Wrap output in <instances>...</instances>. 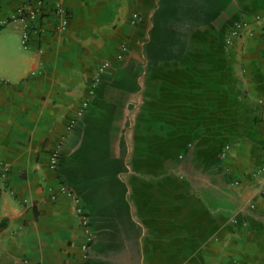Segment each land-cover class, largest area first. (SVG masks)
<instances>
[{"label":"crops","instance_id":"obj_1","mask_svg":"<svg viewBox=\"0 0 264 264\" xmlns=\"http://www.w3.org/2000/svg\"><path fill=\"white\" fill-rule=\"evenodd\" d=\"M58 2L0 0V264H82L87 232L88 264H264V0H61L64 29ZM20 8L41 10L27 49ZM137 117L158 131L125 134ZM100 142L130 215L99 210Z\"/></svg>","mask_w":264,"mask_h":264},{"label":"rangeland","instance_id":"obj_2","mask_svg":"<svg viewBox=\"0 0 264 264\" xmlns=\"http://www.w3.org/2000/svg\"><path fill=\"white\" fill-rule=\"evenodd\" d=\"M128 113L130 116V111ZM157 131L158 126L156 124L152 123L150 125H142L141 120L138 117L134 118L133 123L129 121V123L126 122L124 125L125 134L132 133L134 138H137L141 132L151 134L152 132ZM138 159H140V157L137 158V160ZM177 159L181 160V172H177V176L183 180L187 175L184 173V169L187 165H189V156L186 152L182 151L181 155L178 156ZM91 160L93 161L94 166L93 168L90 167L85 175L86 177H93L97 174L100 178L99 182L96 184V189L94 188L99 210L106 211L107 213L110 212L115 215H130L135 212V207L137 206H134L132 202L134 195L128 185L130 184V181H127L128 176L126 177V174L118 173L116 164L117 158L112 154L110 148L105 147L104 144L102 145L100 142L97 152L92 156ZM114 167H116V172ZM148 181H152V178H148ZM137 212H140V208Z\"/></svg>","mask_w":264,"mask_h":264},{"label":"built area","instance_id":"obj_3","mask_svg":"<svg viewBox=\"0 0 264 264\" xmlns=\"http://www.w3.org/2000/svg\"><path fill=\"white\" fill-rule=\"evenodd\" d=\"M55 13L60 17L61 22L59 23L58 28L64 29L66 25V12L64 10V7L61 3V0L56 4ZM41 14L40 9H31V8H20L18 10V20L22 22V33H21V44L24 49L28 48V43L30 41L31 35L33 32H41V29H36L33 25V23L37 20L38 16ZM255 23H263V18L260 14H255L252 18H249L248 16H245L243 18H239L232 22L231 27L229 29V32L225 39V44L230 48H239L240 43L247 38L248 36L252 35L253 28ZM124 50V49H123ZM122 54L118 55V58L120 59ZM109 63L103 62L101 66L99 67V71L102 72L104 69L108 68ZM100 82L99 77H95L94 82L92 84V87L89 91V97H91L94 94V89L97 87L98 83ZM88 105V100H86L82 108L80 110V115L84 112ZM75 126V121H72L70 123L69 129H72ZM62 160V155L60 150L54 151L49 158V167L52 170H56ZM264 172V160L262 161L257 174L260 175ZM63 190H66L65 188ZM82 217V223L84 227L88 230L90 223L87 217V214H81ZM86 240L81 245V251L84 254V261L82 264H88V249L92 242V235L87 232L86 233Z\"/></svg>","mask_w":264,"mask_h":264}]
</instances>
